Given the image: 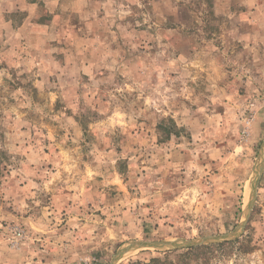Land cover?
Masks as SVG:
<instances>
[{
	"label": "rangeland",
	"instance_id": "1",
	"mask_svg": "<svg viewBox=\"0 0 264 264\" xmlns=\"http://www.w3.org/2000/svg\"><path fill=\"white\" fill-rule=\"evenodd\" d=\"M198 242L264 264V0H0V264Z\"/></svg>",
	"mask_w": 264,
	"mask_h": 264
},
{
	"label": "trees",
	"instance_id": "2",
	"mask_svg": "<svg viewBox=\"0 0 264 264\" xmlns=\"http://www.w3.org/2000/svg\"><path fill=\"white\" fill-rule=\"evenodd\" d=\"M174 129H175L174 131L171 130L173 134L180 133L179 130L177 129V127ZM171 131L169 132V134H171ZM231 242L218 243V244H202L199 246H192V247H187L184 249L162 252V254L165 255V258H168L170 254L176 253L180 258L185 260L184 264H190L191 260L198 261V260L203 259V258L205 259L207 252L209 250L211 251L215 247H220V246H223V245H225L227 243H231ZM151 262H153L154 264H172V262H168L167 260L161 259L159 257L152 258Z\"/></svg>",
	"mask_w": 264,
	"mask_h": 264
},
{
	"label": "water",
	"instance_id": "3",
	"mask_svg": "<svg viewBox=\"0 0 264 264\" xmlns=\"http://www.w3.org/2000/svg\"><path fill=\"white\" fill-rule=\"evenodd\" d=\"M207 238H205V239H203L202 241H207L206 240ZM204 242H198V243H194V244H188V245H186V246H183L184 248H187V247H192V246H198V245H201V244H204ZM144 244L145 243H143V242H137V243H131L129 246L130 247H132V250L131 251H134V250H136V249H138V248H140L141 246H144ZM162 245H170V246H172V247H174V243H172V242H167V243H161ZM130 247H126V248H123V249H121L120 250V252H118V254L116 255V257H117V259H119V258H121V257H123V256H125L126 254H128V253H130L131 251H129V252H127V253H123V250H125V249H128V248H130ZM177 247V246H176ZM183 247H178V248H183ZM175 248V247H174ZM115 257V258H116Z\"/></svg>",
	"mask_w": 264,
	"mask_h": 264
},
{
	"label": "bare ground",
	"instance_id": "4",
	"mask_svg": "<svg viewBox=\"0 0 264 264\" xmlns=\"http://www.w3.org/2000/svg\"><path fill=\"white\" fill-rule=\"evenodd\" d=\"M128 247H130V246H128ZM132 250V247H130V248H128V249H125V250H123V253L125 254V253H127V252H129V251H131Z\"/></svg>",
	"mask_w": 264,
	"mask_h": 264
}]
</instances>
